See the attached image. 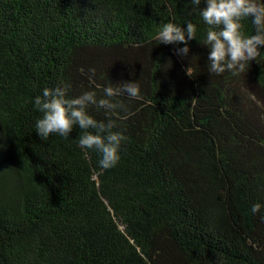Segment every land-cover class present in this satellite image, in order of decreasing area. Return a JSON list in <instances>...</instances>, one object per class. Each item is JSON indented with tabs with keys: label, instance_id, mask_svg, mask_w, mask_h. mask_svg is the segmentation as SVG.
Listing matches in <instances>:
<instances>
[{
	"label": "trees",
	"instance_id": "obj_1",
	"mask_svg": "<svg viewBox=\"0 0 264 264\" xmlns=\"http://www.w3.org/2000/svg\"><path fill=\"white\" fill-rule=\"evenodd\" d=\"M173 15L203 40L186 0H0V264H264V54L210 73L197 39L156 41ZM135 80L142 99L88 108L127 137L116 167L78 127L36 133L44 87Z\"/></svg>",
	"mask_w": 264,
	"mask_h": 264
},
{
	"label": "clouds",
	"instance_id": "obj_2",
	"mask_svg": "<svg viewBox=\"0 0 264 264\" xmlns=\"http://www.w3.org/2000/svg\"><path fill=\"white\" fill-rule=\"evenodd\" d=\"M186 7L196 12L207 25L202 41L197 39V24L191 21L181 24L174 15L159 27L155 36L156 41L164 45L182 44L183 47L175 49L181 58L188 56L189 41L195 38L208 49L210 73L222 75L227 71L238 75L264 54V0H186ZM245 21L252 26L250 32L245 30ZM89 72L91 79L95 76V69L91 68ZM115 85L109 83L99 97L94 90L70 95L69 83L44 87L31 98L33 110L39 113L35 120L36 133L44 141L50 135L67 139L74 126L78 127L80 133L74 140L77 146L83 151H94L99 157L100 169L116 167L127 137L123 131L114 130L116 124L113 120H97L88 111L91 105L103 109L106 115L115 113L120 105L114 102V97L142 99L141 86L136 80ZM261 207L260 203H254L251 212L256 214Z\"/></svg>",
	"mask_w": 264,
	"mask_h": 264
}]
</instances>
